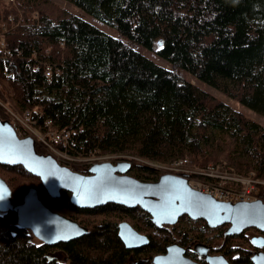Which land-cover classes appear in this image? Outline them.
Instances as JSON below:
<instances>
[{
    "label": "trees",
    "instance_id": "obj_1",
    "mask_svg": "<svg viewBox=\"0 0 264 264\" xmlns=\"http://www.w3.org/2000/svg\"><path fill=\"white\" fill-rule=\"evenodd\" d=\"M14 1L0 0V36L14 54H0V80L11 74L15 113L29 112L37 127L51 121L53 130L71 133L70 155L128 158V176L145 183L160 175L136 159L165 165L188 158L203 166L223 158L235 171L264 182V128L176 72L264 117V0H65L119 38L73 14L45 12V0ZM39 10L41 18L32 19ZM135 45L155 52L171 70L136 52ZM44 65L58 71L50 80ZM89 168L72 171L88 175ZM0 178L14 202L33 187L46 207L87 230L81 239L48 247L18 225L14 212H0V264H153L172 244L198 264L206 263L193 251L197 244L229 264H252L255 254L264 253L251 244L247 230L229 236L226 225L210 229L186 216L159 228L138 207L80 210L64 191L52 199L21 166L0 165ZM259 193L264 203V185ZM122 218L148 238L147 247L124 248L117 228Z\"/></svg>",
    "mask_w": 264,
    "mask_h": 264
},
{
    "label": "water",
    "instance_id": "obj_2",
    "mask_svg": "<svg viewBox=\"0 0 264 264\" xmlns=\"http://www.w3.org/2000/svg\"><path fill=\"white\" fill-rule=\"evenodd\" d=\"M31 138L18 139L8 122L0 120V165L21 166L40 180L52 199L62 191L70 194V203L80 210L103 207L107 204L127 209L140 208L157 227L174 226L184 216L192 221H204L208 228L228 226L229 236H239L248 229L264 234V203H223L190 188L184 179L163 175L154 183L140 182L130 176V164L110 163L90 166L88 175L75 173L60 166L52 157L38 155ZM14 212L20 227L48 247H56L81 239L87 230L70 218L49 210L39 199L38 192L28 187L20 202H14L7 184L0 178V212ZM118 238L127 251H139L149 240L128 223L118 224ZM258 250L264 238L251 239ZM193 251L206 264H229L223 256L209 255L200 244ZM153 264H198L185 256L177 244L168 246L164 254L153 257ZM252 264H264V253L255 254Z\"/></svg>",
    "mask_w": 264,
    "mask_h": 264
},
{
    "label": "built area",
    "instance_id": "obj_3",
    "mask_svg": "<svg viewBox=\"0 0 264 264\" xmlns=\"http://www.w3.org/2000/svg\"><path fill=\"white\" fill-rule=\"evenodd\" d=\"M7 1L12 4L14 3V0ZM35 20H38V18L35 17ZM0 54L3 57L8 58H12L14 55L7 48L6 40L3 35L0 36ZM42 71L47 80L52 79V76L58 73V71L54 72L49 65H44ZM4 79L9 81L11 79V74L5 72ZM8 124L20 140L26 138L34 140L29 132L33 133L35 136L36 134H43L44 137L40 139L41 141L39 144L45 148L48 155L58 164L62 163L64 165H60L62 167L68 168L72 171L70 164H68L67 161H70L73 158H80L74 157L69 153L74 147V140L71 133L66 130H53L51 121L44 122L43 128L37 127L36 122L33 121L31 117V114L29 112H24L21 118L16 117L15 120L8 122ZM99 157H101V159L98 163H90L88 166L105 163H110L112 165H116L118 163L130 164L128 158L109 156ZM188 161L189 160L187 158H181L165 165L144 161L138 162H141L142 165L156 169L160 176L171 175L184 179L190 188L202 194L208 195L219 202L236 204L242 202H256L259 200L257 196L252 195V188L244 187V183L246 181L241 182V180H239L238 183V173L234 170V168L230 167L228 164L226 165L225 162L217 166L202 169L200 167L193 166L191 163L189 164ZM250 174V176L246 175V177H248V183H251V181L255 179L254 174ZM244 176L240 175L239 177L241 179H245Z\"/></svg>",
    "mask_w": 264,
    "mask_h": 264
},
{
    "label": "rangeland",
    "instance_id": "obj_4",
    "mask_svg": "<svg viewBox=\"0 0 264 264\" xmlns=\"http://www.w3.org/2000/svg\"><path fill=\"white\" fill-rule=\"evenodd\" d=\"M45 1L46 2H49V6L44 7V9H45L44 11L45 12H48L49 11L53 15H56V16L59 13V11H64L66 13L73 14V15L77 16L78 18H80L81 20L85 21L86 23L94 26L95 28H97L101 32H103V33H105V34H107V35H109L111 37L119 38V35H118V33H117V31L115 29H113V28H111V27H109V26H107V25H105V24L97 21L96 19L90 17L89 15L85 14L83 11H81L79 8H77L76 6H74L71 3L66 2L65 0H45ZM14 3H15V1H14ZM50 6H53L55 8H52ZM41 15H43V13H42V11L39 10V11H36V12H32L30 16H31L32 19H35V17H37L38 20H39L41 18ZM121 41H123L125 43L126 42V39L123 37V38H121ZM133 49L136 52H138L139 54H141L144 57H146L147 59L151 60L156 65H158V66H160L162 68L171 70L170 65L167 62H165L164 60H162L161 58H159L155 54V52L149 51V50H147L144 47L139 46V45L133 46ZM176 72H177V74L180 77H182L186 81L190 82L195 87H197L200 90L204 91L205 93L211 95L216 100H218V101H220V102L228 105L233 110H235L237 112H240L245 118H247L250 121H253L254 123H256L259 126H261V127L264 128V117H262V116L256 114L255 112L247 109L246 107H244L241 104H239L236 100L229 98L228 96L224 95L220 91H217V90L211 88L210 86H208V85H206V84H204L202 82H199V81L193 79L187 72H184V71H181V70H176ZM7 83L8 82L5 79L0 80V116L5 121L11 122V121L15 120L16 117L21 118L22 114L15 113L11 109L12 107H11V104L9 102V99L12 97V92H11V89L8 87L9 84H7ZM41 131L44 132L43 130H41ZM29 134L34 138L35 145H37L42 150V152L44 153V155H48V153L45 150V148L39 144L40 141H41L40 139L44 137L43 134H36L37 137L35 135H33V133H31V132H29ZM105 157H107V156H105ZM123 158H125V157H123ZM73 159H71V160L68 159L71 162L70 161H67L68 164H70V167H71L72 170L76 169L77 167L88 166V164H90V163H98L100 161L101 157H97V156H92L91 155L89 157H86V159L85 158H82V157H80V158H73ZM136 161L137 162H135V163H137L139 165H142L141 162H138V161H141V160L136 159ZM223 162H225L226 165L227 164L229 165V163L227 162V160H225L223 158L222 159H219V161L216 162L215 164L210 163V164L203 165V166L196 165L194 162H192L190 160L188 161L189 164L191 163L193 166H197V167H200L202 169H207V168H210V167H213V166H217L219 164H222ZM59 165L64 166L62 163H59ZM144 166H146V165H144ZM229 166L232 167L231 165H229ZM149 168H151V167H149ZM152 169L156 171V169H154V168H152ZM237 173H238V183H239V180H241V182L246 181L244 183V187L252 188V195L253 196H257V198L259 199V197H260L259 196L260 195V193H259V187L260 186H263L264 185V182L263 181H260V180H257V179H253L251 181V183H248L247 182L248 177H246V175L244 176L242 173H239V172H237ZM240 175L241 176H244L245 179H241L239 177ZM248 175L250 176L251 174H248ZM52 212H54V211H52ZM55 213H57V212H55ZM57 214L68 218V215L65 214V213H57ZM128 221L129 220L127 218H122L121 220H119L118 224H120L121 222H126V223L129 224ZM247 232L250 235L249 236L250 241H251L252 238L259 237V235L257 233L258 231L255 232L254 229H248Z\"/></svg>",
    "mask_w": 264,
    "mask_h": 264
},
{
    "label": "flooded vegetation",
    "instance_id": "obj_5",
    "mask_svg": "<svg viewBox=\"0 0 264 264\" xmlns=\"http://www.w3.org/2000/svg\"><path fill=\"white\" fill-rule=\"evenodd\" d=\"M255 230V229H254ZM246 231V230H245ZM260 233V232H259ZM262 234V233H261ZM260 236V235H259ZM262 236V235H261ZM263 237V236H262ZM258 251H261V250H258Z\"/></svg>",
    "mask_w": 264,
    "mask_h": 264
}]
</instances>
